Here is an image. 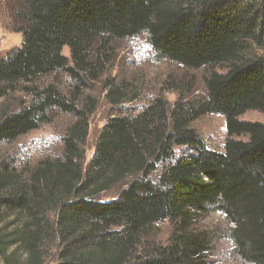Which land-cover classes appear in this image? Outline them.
<instances>
[{"label": "trees", "instance_id": "trees-1", "mask_svg": "<svg viewBox=\"0 0 264 264\" xmlns=\"http://www.w3.org/2000/svg\"><path fill=\"white\" fill-rule=\"evenodd\" d=\"M9 4L22 45L0 59V104L20 84L60 71L78 86L71 102L53 86L32 88L30 105L0 117V143L38 130L52 108L75 118L62 157L28 173L0 162V264H18L20 253L28 257L25 264H45V249L54 242L56 264H203L212 242L196 227L213 211L234 226L229 239L236 254L248 264H264V124L240 120L252 111L264 115V0ZM142 33L157 56L186 71H227L205 79L203 97L186 98L187 88L172 107L158 98L134 118H111L86 164L83 148L94 112L75 106L78 72L95 79L102 56L109 58L106 48ZM91 55L98 61L92 65ZM107 87L108 100L121 105L132 85L109 81ZM207 115L225 119L223 152L208 150L192 128ZM178 147L191 154L174 159ZM114 190L115 200H98ZM165 222L172 227L169 242H145L138 254L140 240Z\"/></svg>", "mask_w": 264, "mask_h": 264}, {"label": "rangeland", "instance_id": "rangeland-1", "mask_svg": "<svg viewBox=\"0 0 264 264\" xmlns=\"http://www.w3.org/2000/svg\"><path fill=\"white\" fill-rule=\"evenodd\" d=\"M9 3L10 0H0V59L5 57L9 51L22 45V35L12 31L14 23L10 12L12 8ZM63 53L70 58L68 48H65ZM103 53L108 54L109 58L102 56L100 61L104 67L102 66L103 71L99 76L93 79L86 72H78L82 83L79 85L80 98L75 106L78 108L89 106L94 112L90 118L88 139L83 148L86 164L94 155L100 131L111 118L116 116L134 118L145 112L150 104L158 98L165 100L172 107L179 98V93H185L188 89L191 92L186 98L203 97L205 79L212 73L223 74L227 71L223 66L199 71H186L183 67L157 56L144 33L132 39L113 43ZM91 56L92 58L88 59L90 65L98 62L94 55ZM71 66L74 68L72 63ZM109 81H114L117 85H132L131 89L126 88L127 91H130L127 92L123 104L114 105L108 100L109 88L107 83ZM49 86H53L60 96L71 102L78 82L65 72L60 71L38 78L29 85L20 84L14 93H11L1 102L0 117L3 114L16 113L23 107L30 105L34 99L31 93L32 88L43 91ZM240 120L264 124V115L252 111L241 116ZM74 122L73 115L56 108L50 109L47 113V119L38 130L13 143H0V162L8 160L13 166L18 167V170H25L28 173L47 159L62 157L64 138ZM192 128L197 132L208 150L224 151L227 132L225 119L222 116H204L194 122ZM167 129H169L168 121ZM234 139L246 140L236 137ZM174 152V159L191 154L185 147H178ZM171 162L173 163L174 160ZM167 166L168 163L158 166L153 181L158 180L159 175ZM118 193L117 190L111 191L100 196L98 200L113 201ZM233 227L221 213L216 211L199 220L196 227L197 231L207 233L212 242L211 249L206 253L203 264H248L236 254L229 239V233ZM171 233L172 227L169 222L154 226L151 234L140 240L138 254L142 252L144 243L148 241L166 245L170 240ZM57 248L58 243L54 242L50 247H47V251L45 249V264L57 263ZM20 254L18 264H25L28 257L23 253Z\"/></svg>", "mask_w": 264, "mask_h": 264}]
</instances>
